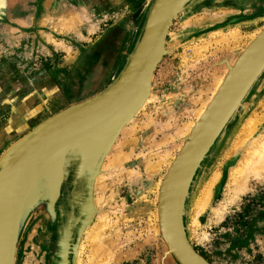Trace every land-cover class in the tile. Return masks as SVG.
Here are the masks:
<instances>
[{
  "label": "rangeland",
  "instance_id": "1",
  "mask_svg": "<svg viewBox=\"0 0 264 264\" xmlns=\"http://www.w3.org/2000/svg\"><path fill=\"white\" fill-rule=\"evenodd\" d=\"M73 1L74 6L84 4L87 15H94L93 26L82 24L77 30L68 31L60 26L58 30L59 25L41 24L28 4L25 5L28 8L13 14L0 7V79H5L8 84L14 80L13 73L21 76L18 78L22 80V96L29 91L27 82L40 74L52 78L55 83H62L67 78L69 81L82 77L87 80L101 75L103 69L100 67V70L99 65L107 68L108 73L104 78H98L95 90L87 99L102 92L125 66L141 33L142 17L149 13L148 7L153 2ZM29 14H32L29 25H20L15 19L16 16L26 18ZM263 27L264 0H188L169 26L165 52L151 78L150 94L154 93L156 99L150 103L146 100L132 118L134 130L125 136V140L136 136L137 145L128 150L129 156L116 168L104 165L106 157L94 182L81 184L83 194L74 184L70 207L75 208L76 214L68 209L70 217L65 222L61 218L65 207L69 208L65 201L71 186L64 182L55 186L43 174L22 211L13 264H85L84 236L90 224L83 219L80 207L83 200L92 203L91 221L100 209L113 225L107 232L115 240L114 259L109 264H178L166 252L158 228L160 182L190 132L193 125L189 129L187 126L196 120L195 112L205 102L208 104L216 81L221 79L219 87L227 75V68ZM234 30L242 33L238 43L229 40L224 44H211L201 55L187 60L182 58L194 44L211 40L214 34ZM103 79L106 82L99 83ZM251 85L200 161L184 198L182 222L185 235L194 250L210 264H264V176L251 178L252 190L245 191L239 201L227 203L226 213L219 221H215L209 209L198 215L194 229L189 221L196 195L215 170L219 171L220 179L215 184L211 204L215 206L227 196L226 171L232 161L227 158V150L237 139L239 128L247 117L264 114V70ZM143 113L151 117L147 125L143 124L148 123ZM132 121L124 126V131ZM120 149L125 151L126 147L121 145ZM158 155L167 156L165 162L158 171H149L148 163L157 160ZM81 195L82 201H79L77 198ZM97 197L99 203H96ZM74 218L79 219L77 225L71 223ZM74 226H77V232H73Z\"/></svg>",
  "mask_w": 264,
  "mask_h": 264
},
{
  "label": "water",
  "instance_id": "2",
  "mask_svg": "<svg viewBox=\"0 0 264 264\" xmlns=\"http://www.w3.org/2000/svg\"><path fill=\"white\" fill-rule=\"evenodd\" d=\"M187 1L153 0L117 78L95 96L45 118L36 124L39 128L35 132H26L0 155V264H13L22 211L43 174L53 185L64 182L72 190L74 184H89L98 174L124 126L148 99L155 66L165 52L169 26ZM263 69L264 27L228 68L160 182L158 228L166 252L178 264H210L185 235L184 198L200 161Z\"/></svg>",
  "mask_w": 264,
  "mask_h": 264
},
{
  "label": "bare ground",
  "instance_id": "3",
  "mask_svg": "<svg viewBox=\"0 0 264 264\" xmlns=\"http://www.w3.org/2000/svg\"><path fill=\"white\" fill-rule=\"evenodd\" d=\"M27 4L32 9V11H35L37 13L39 22L41 24L43 22H50L51 26L59 25L58 30H60V26L61 28H66V31H68L69 29L75 30L77 27H80V25L82 24L93 26L94 15H92V13L90 14V16L87 15L85 11L86 6L84 4L80 3L78 6H74L73 0H68L67 2L63 0H0V7H2V9L5 12L10 13V14H13L14 12H17V11L20 12V9L28 8V7H25V5ZM148 9L150 10V5ZM84 13H86V16L84 15ZM31 15L32 14H29L26 18H23L22 16H16L15 19L17 20L18 23H20V25H23V24L29 25V22L32 21ZM147 16H148V12L146 13L145 17H142L144 22ZM90 28L92 29V27ZM13 30H16V29H13ZM241 34L239 30H234L228 33H217L216 35L214 34L211 40H206V41H202L201 43L194 44L192 47H190L189 52L185 51L182 54V58L187 60V59H191L196 54L201 55L207 48H209V46H211V44H214V45L224 44L225 42L227 43L229 40L234 41V43H238L237 41L238 39H240ZM251 36H253V34ZM247 38L249 39V37ZM220 80L221 79H218L214 85V88H213L214 91L212 90L213 95L218 89L217 87H218V83L220 82ZM155 99L156 98H155L154 93H151L148 97L149 103L153 102ZM210 100L211 98L207 101V103ZM205 106H206V102L202 104V106L197 110V112H195L194 114V118H196L195 121H197L200 115L203 113ZM142 116L145 120L148 121V123L147 122L143 123L144 125H147L149 124V122H151V117L149 116V114L143 113ZM263 117H264L263 113H256L250 117H247L245 121H243L241 127L239 128V134H238V137H236L237 139H234L232 141L231 146L227 150V158H230L232 161L227 167V171H226L225 188H226L227 196L224 199L225 201L223 200L222 202L217 203L215 206L211 204L213 201L215 184L220 179V173L219 171L217 172V170H215L216 172L212 173L211 178H209V180H207V182L204 183L201 190H199L200 191L199 195L198 196L196 195L197 198L195 199L193 203L192 216H190L191 220H189L192 229H194L198 223L197 221L198 215L201 214L206 209H209L213 213L215 221L216 220L219 221V219H221L226 213V209H227L226 204L235 203L239 201L241 195L245 191H248L251 189L250 179L251 178L259 179L260 177L264 176V124H263L264 119ZM192 122L187 126L188 129L190 126L194 124V122L193 123ZM259 124H260V127L258 128L257 126ZM134 125H135V121H132V125L130 127L126 126L127 128L125 129V131L124 129L122 130L124 131V133L121 135L122 137L120 138L118 142H117L118 139L115 141L112 147L113 149L111 148V150L106 156L107 158L104 162L105 166L109 165L111 167L116 168V166H118L120 162H122L124 159H126L129 156L128 150H131V148L137 145L138 138H136V136L125 140V136L127 137L128 134L134 130ZM38 128L39 126L35 125L29 131L33 133ZM123 139H124V142L122 141ZM121 145H124L126 147L125 151H122V149H120ZM166 157L165 156L161 157V155H158L157 160H155L154 162L148 163V170L158 171L161 166V163L165 162L164 160H166ZM96 203H99L98 197L96 199ZM80 207L82 210L81 212L83 213V219L85 220V222H89L90 224L84 236L85 237L84 244L86 246V253H85L86 263L85 264H101V262H105L106 264H109V262L112 259H114L113 250L115 247V240H113L107 234V232L111 230V227L113 225L109 223V221L107 220L109 218H107V216L103 213V211H100V209L99 211L95 210L97 211V214L95 216V219L91 221L92 216L90 215H91V212H93L92 211L93 206H92V203L88 202L87 200H83L82 204H80Z\"/></svg>",
  "mask_w": 264,
  "mask_h": 264
},
{
  "label": "crops",
  "instance_id": "4",
  "mask_svg": "<svg viewBox=\"0 0 264 264\" xmlns=\"http://www.w3.org/2000/svg\"><path fill=\"white\" fill-rule=\"evenodd\" d=\"M102 69L103 72L107 71V68ZM13 74L14 80L9 81L8 84L5 79H0V155L12 142L45 118L87 99L84 88L86 81L81 83L79 79L69 81L70 79L67 78L62 83H55L52 78L45 77L44 74L29 80L27 82L29 91L22 96V80L18 78L21 76ZM96 79L91 78L88 87ZM100 82L103 84L104 79ZM23 109L26 111H22Z\"/></svg>",
  "mask_w": 264,
  "mask_h": 264
},
{
  "label": "flooded vegetation",
  "instance_id": "5",
  "mask_svg": "<svg viewBox=\"0 0 264 264\" xmlns=\"http://www.w3.org/2000/svg\"><path fill=\"white\" fill-rule=\"evenodd\" d=\"M103 56H105V55H103ZM103 56H101V57H103ZM102 63V62H101ZM98 68H104L103 67V65H99V66H97ZM103 72V71H102ZM101 72V75H96L95 77H90V78H88L87 80L85 79V77L83 78L82 77V79L80 78L79 80L81 81V83L82 82H84V81H86V84H85V86L84 85H82V86H84V88H85V90H86V95L87 96H89L90 97V95H91V92L92 91H94L95 89V87L97 86V85H95V83H96V81L98 80V78H104L103 76L107 73V71H104V73H102ZM98 73H100V71H98ZM78 78V77H77ZM91 78H97L96 79V81L94 82V83H92V84H90V86L88 87V83H89V80L91 79ZM75 80H77L76 78H74ZM83 80V81H82ZM104 81H105V79H104ZM106 82V81H105ZM104 82V83H105ZM94 87V88H93ZM83 88V87H82ZM86 96V97H87ZM77 188L79 187V191L83 194V192H82V187L81 186H79V185H77L76 186ZM72 192H73V190L71 189V187H69V190H68V197H67V201H65V205H69V208L68 207H65V209H64V216L61 218V220L63 221V222H65L66 221V219H68L70 216V213L68 212V209H70V205L72 204V201H73V196H72ZM79 201H82L81 199H82V195H81V197L80 198H77ZM74 211H75V208L73 209ZM73 214H76V211L73 213ZM72 214V215H73ZM74 216H72V218H73ZM79 219H75L74 218V220H71V223H73V224H75V225H77V221H78ZM73 232H77V226H74V229H73Z\"/></svg>",
  "mask_w": 264,
  "mask_h": 264
}]
</instances>
